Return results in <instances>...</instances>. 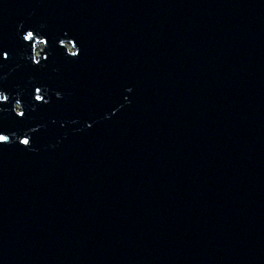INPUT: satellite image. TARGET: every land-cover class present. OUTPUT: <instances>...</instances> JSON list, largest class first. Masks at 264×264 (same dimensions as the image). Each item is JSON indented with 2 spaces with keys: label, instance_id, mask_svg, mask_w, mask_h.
I'll use <instances>...</instances> for the list:
<instances>
[{
  "label": "water",
  "instance_id": "water-1",
  "mask_svg": "<svg viewBox=\"0 0 264 264\" xmlns=\"http://www.w3.org/2000/svg\"><path fill=\"white\" fill-rule=\"evenodd\" d=\"M0 136V264H264V0H0Z\"/></svg>",
  "mask_w": 264,
  "mask_h": 264
},
{
  "label": "rangeland",
  "instance_id": "rangeland-1",
  "mask_svg": "<svg viewBox=\"0 0 264 264\" xmlns=\"http://www.w3.org/2000/svg\"><path fill=\"white\" fill-rule=\"evenodd\" d=\"M66 45L69 47V49L71 50L72 46L69 45L68 43H66ZM40 46L42 47V42H40Z\"/></svg>",
  "mask_w": 264,
  "mask_h": 264
},
{
  "label": "snow or ice",
  "instance_id": "snow-or-ice-1",
  "mask_svg": "<svg viewBox=\"0 0 264 264\" xmlns=\"http://www.w3.org/2000/svg\"><path fill=\"white\" fill-rule=\"evenodd\" d=\"M3 139H5L4 137H2V136H0V140H3ZM27 142V141H26Z\"/></svg>",
  "mask_w": 264,
  "mask_h": 264
}]
</instances>
